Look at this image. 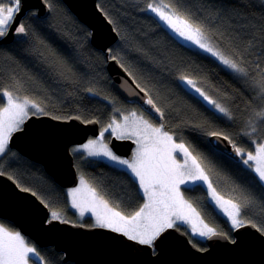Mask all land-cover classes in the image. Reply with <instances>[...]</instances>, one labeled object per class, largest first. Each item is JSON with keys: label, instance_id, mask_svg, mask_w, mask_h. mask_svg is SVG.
<instances>
[{"label": "trees", "instance_id": "16d2710c", "mask_svg": "<svg viewBox=\"0 0 264 264\" xmlns=\"http://www.w3.org/2000/svg\"><path fill=\"white\" fill-rule=\"evenodd\" d=\"M47 1L51 12L46 18L29 11L22 20L27 35L0 44V109L5 105L4 91H10L38 103L43 113L94 119L101 126L136 110L156 125L163 124L175 141L184 143L218 193L241 204L240 218L264 233V183L242 163V157L236 160L214 148L208 135H226L245 152L264 142V121L254 117L264 110V0H98L119 34L111 56L148 92L164 113L159 118L154 110L125 101L114 91L106 55L92 44L89 27L62 0ZM154 2L191 17L213 46L237 60L246 74L235 73L217 58L180 41L149 12L148 5ZM181 77L195 81L227 114L184 87ZM250 122L256 132L251 131ZM75 165L116 210L127 215L144 203L140 186L128 170L84 153L75 155ZM0 171L35 193L61 220L91 226V216L79 220L67 188L40 163L8 148L0 155ZM182 192L206 223L233 239L234 228L211 202L202 182L183 186ZM177 227L199 248L207 247L205 240L190 236L185 225ZM26 240L43 257L42 264H75L64 261L63 253L53 246L39 247Z\"/></svg>", "mask_w": 264, "mask_h": 264}, {"label": "water", "instance_id": "95a60500", "mask_svg": "<svg viewBox=\"0 0 264 264\" xmlns=\"http://www.w3.org/2000/svg\"><path fill=\"white\" fill-rule=\"evenodd\" d=\"M62 1L89 27L92 44L105 53L106 68L114 91L125 101L153 111L146 103L148 92L135 82L116 57L111 56L110 49L119 39V34L100 8L98 0ZM31 10L43 19L49 15L51 7L47 0H21L16 19L22 23ZM24 37L9 31L0 38V44ZM53 117L47 113L30 114L22 125V131L12 134L9 147L40 163L61 186L73 187L79 182V172L72 147L86 142L91 136H98L101 124L94 119L85 121L79 116ZM209 141L220 152L240 159L233 144L224 140L223 135H210ZM109 145L118 155L131 159L136 143L132 139H120L113 135ZM0 173H3L0 175V218L13 223L37 246H53L62 252L64 261L75 264H264V233L252 223L236 228L233 239L217 231V236L205 239V249L199 248L177 226L166 230L153 245H141L100 226L61 219L45 223L50 217L49 207L41 203L37 195H32V191H25L10 175Z\"/></svg>", "mask_w": 264, "mask_h": 264}, {"label": "snow or ice", "instance_id": "6c2138e0", "mask_svg": "<svg viewBox=\"0 0 264 264\" xmlns=\"http://www.w3.org/2000/svg\"><path fill=\"white\" fill-rule=\"evenodd\" d=\"M20 4L21 0H0V38L6 36L9 31L14 34L27 35L25 25L16 19L20 13ZM148 8L179 37L191 41L230 69L246 74V69L237 60L227 58L207 42L210 37L205 34L201 26L191 21V17L183 16L167 4L154 5L150 3ZM14 24L15 27H13ZM181 80L185 82L186 86L194 89L206 102L214 105L220 113L227 114V109L206 95L196 86L195 81L185 77H181ZM261 86L264 87V83ZM3 95L7 97V106L0 109V154H4L8 149L12 134L22 131V125L29 115V106L40 113L44 112L38 103H33L26 98L23 99V102H17L20 97H15L11 92H5ZM146 103L151 106L155 114H158V118L164 116L152 98H146ZM35 114L36 112H33V115ZM254 117L264 121V110L254 113ZM53 118L55 119V117ZM123 119L125 121L123 125L113 122L104 131L111 129L117 133V137L120 139L136 138L135 143L138 147L131 159L120 158L109 150L106 144H101L97 140H89L83 145V148L88 149L90 155H103L119 165L126 166L137 179L147 200L138 210L126 215L111 207L95 188L89 187L81 179L80 187L73 188L68 193L71 197L72 207L80 209L81 215L90 212L95 215L96 223L100 227L122 234L128 240L141 245H153L166 230L175 228L177 222L191 225L190 235L195 234L211 239L219 233L203 223L199 213L185 200L180 191V185L199 181L207 184L213 200L230 218L233 228L245 226V221L240 218L241 204L235 203L231 199L225 200L216 192L197 157L193 156L184 143H176L173 136L165 131L163 124L154 126L142 116L137 117L135 112L130 113V116H124ZM249 127L252 132L257 131L251 122ZM103 135L104 132H101L100 137L103 138ZM208 135L222 136L223 134L210 132ZM223 139L231 143L228 136L223 135ZM97 145H99L98 150H96ZM232 147L235 154L243 158L242 163L253 171L261 182H264V142L256 144L253 150L248 152L235 144ZM76 151H80V149H76ZM177 152L182 154L183 163L176 159L174 153ZM25 191L27 190L25 189ZM32 195L36 194L32 193ZM41 203L44 202L41 201ZM45 206L47 207V205ZM58 220H60V214L51 211L50 217L46 219L45 223L51 224ZM30 253L39 260H43L36 248L30 247L26 243L20 232L9 231L0 225V264H29Z\"/></svg>", "mask_w": 264, "mask_h": 264}, {"label": "rangeland", "instance_id": "374dc122", "mask_svg": "<svg viewBox=\"0 0 264 264\" xmlns=\"http://www.w3.org/2000/svg\"><path fill=\"white\" fill-rule=\"evenodd\" d=\"M162 2H154L153 4L154 5H159V4H161ZM149 12H151V13H153L150 9H149ZM155 16H157L155 13H153ZM158 17V16H157ZM159 18V17H158ZM161 21V20H160ZM165 26H167L163 21H161ZM168 27V26H167ZM169 28V27H168ZM176 37L180 40V41H182L183 43H185V44H187V45H189V46H192V47H194V48H196V49H198V50H200V51H202V52H204L202 49H200L197 45H194L191 41H187V40H185L184 38H182V37H179L177 34H176ZM211 46H213V44L208 40L207 41ZM214 47V49L215 50H218L215 46H213ZM219 51V50H218ZM226 66V65H225ZM228 69H230L228 66H226ZM230 70H232V69H230ZM233 72H235L236 73V71H234V70H232ZM186 79H189V78H187V77H185ZM181 80V79H180ZM181 84L184 86V87H186L189 91H191L192 93H194V94H196V96H199V94L198 93H196L195 92V90L194 89H191V87L190 86H186V84H185V82H183L182 80H181ZM196 86L198 87V85L196 84ZM203 91V90H202ZM6 92H10V91H6ZM204 92V91H203ZM4 93H5V91H4ZM12 93V92H11ZM13 94V93H12ZM14 95V94H13ZM15 97H20V100H18L17 102H23V99H25V97H22V96H17V95H14ZM199 97H201V96H199ZM26 99H28V98H26ZM28 100H30V99H28ZM30 101H32V100H30ZM33 102V101H32ZM34 103V102H33ZM7 106V97L5 96V105L3 106V107H6ZM218 110V109H217ZM33 112H36V113H40V112H38V111H36V110H34V109H32L31 108V106H29V115L30 114H32ZM132 112H135L136 114H137V117H143L144 119H146V117L145 116H143L141 113H139L138 111H136V110H132L131 112H129V113H127V114H124V115H122L120 118L118 117V118H116V119H114L112 122H110V123H108V124H106V125H104V126H101V132H104V135H103V138H101L100 137V134L98 135V136H91L86 142H84V143H82V144H77V145H74L73 147H72V152H74V153H84L86 156H88V157H92V158H98V159H101V160H104V161H106V162H108V163H110V164H113V165H115V166H118V167H120V168H123V169H126V170H128L129 172H130V170L129 169H127V167L126 166H122V165H119V164H117L115 161H112V160H110L108 157H105V156H103V155H98V156H93V155H90L89 154V150L88 149H84L83 148V145L84 144H86L89 140H97V141H99L101 144H106L107 146H108V148H109V150H111L115 155H117V156H119L120 158H122V159H128L127 157H123V156H121V155H118L117 153H115L113 150H112V148L110 147V145H109V139L113 136V135H116L117 136V133L116 132H113L111 129H109L108 131H104V129L105 128H107L108 127V125L109 124H113V122H115V123H119V124H121V125H123L124 123H125V121H124V119H123V117L124 116H130V113H132ZM28 115V116H29ZM146 120H148V122L149 123H151V124H153L154 126H158V125H156L154 122H152L151 120H149V119H146ZM165 129V128H164ZM165 131H167L166 129H165ZM100 132V133H101ZM170 135H171V133H169ZM173 136V135H172ZM126 139H128L127 137H125ZM174 138V137H173ZM132 140H134L135 141V137H133V138H131ZM175 140V139H174ZM176 143H180V142H177V141H175ZM259 144V143H258ZM185 145V144H184ZM186 146V145H185ZM138 147V145L136 144L135 145V148H134V153H135V151H136V148ZM187 147V146H186ZM8 148H10L9 147V145H8ZM188 148V147H187ZM76 149H80V151H76ZM99 149V145H97V148H96V150H98ZM7 150V149H6ZM188 150L190 151V149L188 148ZM191 152V151H190ZM253 154H255V153H253ZM1 155V154H0ZM174 155L176 156V159L177 160H179L181 163H183V160L181 159V156H182V154L181 153H179V152H177V153H174ZM193 156H194V154H193ZM240 159H241V157H240ZM243 159V158H242ZM131 173V172H130ZM81 179H83L86 183H87V185L89 186V187H92L89 183H88V181H87V179L85 178V176L82 174V173H80L79 174V182H78V184L76 185V186H73V187H69V188H67V191H68V193L73 189V188H78V187H80V181H81ZM136 179V178H135ZM137 180V179H136ZM197 182H199V181H197ZM264 183V182H263ZM192 184H194V183H188V184H182V185H180V191H181V193L183 194V192H182V188H183V186H188V185H192ZM203 185L207 188V184L206 183H203ZM213 186V185H212ZM93 188V187H92ZM214 188V187H213ZM141 189V188H140ZM207 190H208V195H209V198H210V200H211V202L215 205V207L219 210V212L220 213H222L225 217H227V215L226 214H224L223 212H222V210L219 208V206L215 203V201L213 200V198H212V194H211V191L207 188ZM141 192L143 193V191H142V189H141ZM216 192L218 193V191L216 190ZM219 194V193H218ZM220 196H222L221 194H219ZM143 196H144V198H145V201H144V203L146 202V200H147V197L143 194ZM184 196V195H183ZM223 197V196H222ZM184 198H185V200L186 201H188L193 207H194V205L191 203V201H189L185 196H184ZM224 198V197H223ZM225 200H229V199H226V198H224ZM234 202V201H233ZM143 203V204H144ZM235 203H237V202H235ZM142 204V205H143ZM141 205V206H142ZM112 207V206H111ZM195 208V207H194ZM75 209V208H74ZM196 209V208H195ZM76 211H77V213H78V218H79V220H83L86 216H91V220H90V225L91 226H99L97 223H96V219H95V215L94 214H92V213H90V212H85L83 215H81L80 214V209H78V208H76L75 209ZM118 211V210H117ZM196 212H198L199 213V211L196 209ZM199 216H200V219L203 221V223L204 224H207L209 227H211L208 223H206L205 221H204V219H203V217L201 216V214L199 213ZM228 218V217H227ZM228 220H229V222H230V218H228ZM231 223V222H230ZM177 224H181L180 222H177ZM0 225H3L4 227H6L9 231H12V232H20L18 229H16L15 227H13V226H10L8 223H6L4 220H2V219H0ZM181 225H185L186 226V228H187V231H188V233H190V231H191V225H186V224H181ZM213 228V227H212ZM236 228H234L233 229V232H234V230H235ZM219 232V231H218ZM21 233V232H20ZM21 235H22V233H21ZM24 238H25V241H26V243L30 246V247H33L31 244H29L28 243V241L26 240L27 239V237H25L24 235H22ZM190 236H192V237H194V238H197V239H200V240H205L206 238H202V237H199V236H196L195 234H192V235H190ZM34 259H36L39 263H36L35 262V260ZM29 264H42L41 263V260H39L36 256H34L33 254H29Z\"/></svg>", "mask_w": 264, "mask_h": 264}, {"label": "flooded vegetation", "instance_id": "af4514ba", "mask_svg": "<svg viewBox=\"0 0 264 264\" xmlns=\"http://www.w3.org/2000/svg\"><path fill=\"white\" fill-rule=\"evenodd\" d=\"M135 148V147H134ZM113 150V149H112ZM78 154H81V153H74L73 152V155H74V160H75V155H78ZM85 155V154H84ZM124 157V156H123ZM1 219V218H0ZM34 260H36V259H34ZM37 261V260H36Z\"/></svg>", "mask_w": 264, "mask_h": 264}, {"label": "crops", "instance_id": "0c3cea01", "mask_svg": "<svg viewBox=\"0 0 264 264\" xmlns=\"http://www.w3.org/2000/svg\"><path fill=\"white\" fill-rule=\"evenodd\" d=\"M70 199H71V197H70Z\"/></svg>", "mask_w": 264, "mask_h": 264}]
</instances>
